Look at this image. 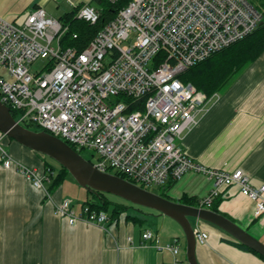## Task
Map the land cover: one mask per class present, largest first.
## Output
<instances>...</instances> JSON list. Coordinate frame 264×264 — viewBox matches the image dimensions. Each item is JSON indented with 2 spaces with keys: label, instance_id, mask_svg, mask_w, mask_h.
I'll list each match as a JSON object with an SVG mask.
<instances>
[{
  "label": "built area",
  "instance_id": "obj_1",
  "mask_svg": "<svg viewBox=\"0 0 264 264\" xmlns=\"http://www.w3.org/2000/svg\"><path fill=\"white\" fill-rule=\"evenodd\" d=\"M99 16L87 5L76 17L95 24ZM263 19L250 0H131L80 50L63 45L69 26L42 8L31 10L19 25L0 16V100L18 113L21 125L92 152L91 163L100 172L121 173L141 187L164 188L194 173L213 185L200 199L201 208H210L226 188L237 186L261 217L264 185L254 186L242 170L196 162L178 140L197 125V115L210 100L180 76L252 34ZM40 59L48 60L46 67L32 73ZM3 139L0 135L2 168L19 172L50 198L49 175L15 160ZM54 209L71 226H102L109 220L108 212L89 205L78 212L69 199ZM195 233L197 244H207V232ZM143 240L169 252L174 264H183L179 240L160 246L150 230Z\"/></svg>",
  "mask_w": 264,
  "mask_h": 264
},
{
  "label": "crops",
  "instance_id": "obj_2",
  "mask_svg": "<svg viewBox=\"0 0 264 264\" xmlns=\"http://www.w3.org/2000/svg\"><path fill=\"white\" fill-rule=\"evenodd\" d=\"M51 1L62 5L67 13L93 3V0H0V16L14 20L35 8L45 10ZM263 56L254 62L252 74L245 73L178 140L196 162L229 172L242 170L256 187L264 185ZM3 143L15 160L44 174L43 161L37 152L15 141L4 139ZM47 184L51 185V179L45 182L50 198L19 172L3 169L0 162V264H174L169 252L143 240L147 230L158 236L160 246L179 240L180 259L183 264L187 261L185 234L174 220L137 210L133 215L126 212L129 216L126 219L109 215L102 226L83 222L71 226L54 209L55 203L63 201V190L50 189ZM212 188L205 177L188 173L174 182L167 194L181 203L184 196L200 200ZM219 198L222 200L219 212L264 244V215L256 217L255 204L237 186L226 188ZM192 224L195 231L210 236L207 244H197L199 264H264L260 255L239 248L233 237L216 226L203 221Z\"/></svg>",
  "mask_w": 264,
  "mask_h": 264
},
{
  "label": "water",
  "instance_id": "obj_3",
  "mask_svg": "<svg viewBox=\"0 0 264 264\" xmlns=\"http://www.w3.org/2000/svg\"><path fill=\"white\" fill-rule=\"evenodd\" d=\"M0 134L27 149L51 158L66 169L85 189L119 197L133 205L154 210L174 220L185 234L188 264H199L196 257L197 239L192 218L216 226L264 257V244L223 214L168 200L115 174L100 172L63 140L46 131L37 132L21 125L1 100Z\"/></svg>",
  "mask_w": 264,
  "mask_h": 264
},
{
  "label": "trees",
  "instance_id": "obj_4",
  "mask_svg": "<svg viewBox=\"0 0 264 264\" xmlns=\"http://www.w3.org/2000/svg\"><path fill=\"white\" fill-rule=\"evenodd\" d=\"M131 0H118L113 2L111 0H93L96 10L99 12V20L95 24H91L84 20L78 19L77 13L81 7H78L76 10H73L70 13H67L62 19L61 22L69 26V32L63 38V45L65 47H75L80 50L84 49L91 40L99 33L109 22H111L118 14V12L129 4ZM252 4L258 7L264 13V0H250ZM74 35H77V38H74ZM264 54V19L262 24L249 36L236 42L230 47L215 53L207 60L193 66L188 69L183 75L180 76L181 80L184 83H192L199 91L205 93L209 99L217 95L222 91L234 78L236 74L246 68L248 65L254 63ZM158 55L157 60H161L162 56ZM12 116L16 121L19 120L18 113L10 109ZM24 127L33 130V131H43L33 125L23 123ZM1 135V134H0ZM4 139L14 141L8 137ZM3 139V140H4ZM72 149L77 151L82 155V151L77 150L75 146L69 145ZM84 157V156H83ZM85 158V157H84ZM86 159V158H85ZM88 160V159H86ZM92 162L91 160H88ZM59 169L50 164H46L43 168L44 174H49L51 179L50 189H56L62 186L63 181L66 179L67 175H70L69 172L59 165ZM113 174L130 181L125 175L114 172ZM174 182H171L170 185L164 189L161 194L162 197L171 200L168 197L167 192L171 189ZM147 189L146 187H142ZM87 190V199L83 205H89L95 210H104L109 211L110 207H113L111 216H118L121 214H126L127 210L130 208L125 204L114 202L109 198L108 194ZM148 190V189H147ZM173 201V200H171ZM200 200L193 198L183 197L180 202L193 207H200ZM221 199H217L210 207L214 212H219V205ZM109 213V212H108ZM221 214V213H220ZM127 215V214H126ZM127 218L129 216H126ZM234 240V244L239 248L256 253L250 248L239 243L237 240ZM261 256V255H260ZM263 259L264 257L261 256Z\"/></svg>",
  "mask_w": 264,
  "mask_h": 264
},
{
  "label": "rangeland",
  "instance_id": "obj_5",
  "mask_svg": "<svg viewBox=\"0 0 264 264\" xmlns=\"http://www.w3.org/2000/svg\"><path fill=\"white\" fill-rule=\"evenodd\" d=\"M17 3H15L16 5ZM15 5L13 7H15ZM93 6L95 7V4H93ZM64 7L60 4L55 3L54 1L49 2L46 6H45V10L48 13L49 17H52L54 19L60 20L62 19L68 11H64L63 9ZM15 11L17 10V8L14 9ZM27 10V9H26ZM23 12V10L21 11ZM30 12V11H29ZM28 12V13H29ZM27 12L23 14L22 17H20L22 15V13L19 15L20 18H15L14 20H9L8 21L19 25L23 22V20L25 19V16L28 14ZM57 44L55 43V46ZM264 58V56L262 57ZM48 63V60H44V59H40L37 60L32 66H31V72L32 73H40L43 71V69L46 67ZM254 63L248 65L246 68H244L242 71H240L238 74H236L234 76V78L231 80V82L222 90L220 91L217 95H215L214 97H212L210 100H208V102H206L202 108V111L199 112V114L197 115L198 118L202 117L209 109H211L214 105H216L219 100L232 88V86H234V84H236L238 82V80L249 71V74H252V66ZM197 118V119H198ZM5 143H3L4 145ZM5 146V145H4ZM7 151H10L9 147H6ZM39 157L42 159L43 161V167L46 164H50L51 166L55 167V169H59V164H57L54 160H52L51 158L42 155L40 153ZM82 156H84L86 159L91 160L92 162L95 160V158L92 156V152L90 151H82ZM43 171V170H42ZM47 187H50L49 184H47ZM59 188V187H58ZM57 188V190H58ZM150 192L155 193L157 195H161L164 191V187H155V186H147L146 187ZM61 189L63 190V200L65 199H69L73 204L74 207L76 208L77 211H80V207L83 205V203L86 201L87 199V190L83 187H81L74 179L71 175H67L66 179L63 181ZM109 195V198L114 201V202H118L121 204H125L126 206L130 207L127 212L130 213V215L136 214L137 210H142L144 212H155L158 214V212L148 209V208H144V207H140V206H136L133 205L119 197L113 196V195ZM113 210V207L109 208V215H111ZM126 214H121L120 217H122L123 219H126ZM193 222H196L197 220L192 218L191 219ZM149 224V225H148ZM148 226H151V223H148ZM185 264H188L187 261H185Z\"/></svg>",
  "mask_w": 264,
  "mask_h": 264
}]
</instances>
